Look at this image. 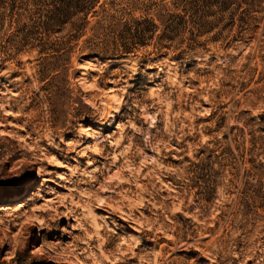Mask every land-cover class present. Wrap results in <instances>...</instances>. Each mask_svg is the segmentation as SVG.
Instances as JSON below:
<instances>
[{"label": "rangeland", "instance_id": "rangeland-1", "mask_svg": "<svg viewBox=\"0 0 264 264\" xmlns=\"http://www.w3.org/2000/svg\"><path fill=\"white\" fill-rule=\"evenodd\" d=\"M0 264H264V0H0Z\"/></svg>", "mask_w": 264, "mask_h": 264}, {"label": "trees", "instance_id": "trees-1", "mask_svg": "<svg viewBox=\"0 0 264 264\" xmlns=\"http://www.w3.org/2000/svg\"><path fill=\"white\" fill-rule=\"evenodd\" d=\"M68 4V3H65ZM66 9L60 5H55L54 9L50 11V17H56L58 15L63 16ZM189 11V10H188ZM186 11L185 13H166V19L163 20L162 25L157 22L144 18V19H134L131 26L129 25L130 31H134L138 36L153 39L157 37L159 40L166 38L168 40H175L176 36L181 33L182 30L189 29V24L192 22L190 20L191 12ZM81 12H84L81 10ZM199 10H195L193 14H197ZM62 13V14H61ZM85 18H87L88 13H84ZM198 15V14H197ZM49 16V15H48ZM87 22V21H86ZM197 23L196 21L194 22ZM129 31V30H128ZM169 34H174L169 36Z\"/></svg>", "mask_w": 264, "mask_h": 264}, {"label": "bare ground", "instance_id": "bare-ground-1", "mask_svg": "<svg viewBox=\"0 0 264 264\" xmlns=\"http://www.w3.org/2000/svg\"><path fill=\"white\" fill-rule=\"evenodd\" d=\"M113 98H115V97L113 96ZM113 100H114V99H113ZM110 101H111V100H110ZM115 102H116V98H115ZM115 102H114V103H115ZM111 104H112V103H111ZM112 105H113V104H112ZM114 105H115V104H114ZM110 106H111V105H110Z\"/></svg>", "mask_w": 264, "mask_h": 264}]
</instances>
